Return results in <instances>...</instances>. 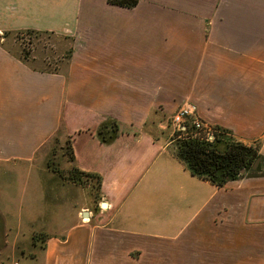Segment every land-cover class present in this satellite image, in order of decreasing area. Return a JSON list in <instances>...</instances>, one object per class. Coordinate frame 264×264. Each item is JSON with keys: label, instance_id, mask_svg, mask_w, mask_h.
<instances>
[{"label": "crops", "instance_id": "crops-1", "mask_svg": "<svg viewBox=\"0 0 264 264\" xmlns=\"http://www.w3.org/2000/svg\"><path fill=\"white\" fill-rule=\"evenodd\" d=\"M26 29L71 38L65 65L25 61ZM185 101L264 158V0H0V163L63 134L107 203L37 264H264V171L193 175L165 120Z\"/></svg>", "mask_w": 264, "mask_h": 264}, {"label": "rangeland", "instance_id": "rangeland-1", "mask_svg": "<svg viewBox=\"0 0 264 264\" xmlns=\"http://www.w3.org/2000/svg\"><path fill=\"white\" fill-rule=\"evenodd\" d=\"M9 39L17 43L15 49L22 58L29 61H34L35 56L45 58L49 68L65 65L73 43L71 38L47 34L12 35ZM172 116L165 118L171 138L175 135H179V141L188 136L206 138L194 128L189 133H179L172 124ZM223 137L236 140L231 134ZM218 144L223 147V142ZM70 147L69 137L58 134L33 160L0 163V264H37L35 260L47 238L62 236L76 221L82 207H99L98 179L75 170ZM262 170L259 165L242 175Z\"/></svg>", "mask_w": 264, "mask_h": 264}, {"label": "trees", "instance_id": "trees-1", "mask_svg": "<svg viewBox=\"0 0 264 264\" xmlns=\"http://www.w3.org/2000/svg\"><path fill=\"white\" fill-rule=\"evenodd\" d=\"M109 2L130 7L134 6L138 0H109ZM22 34L52 35L50 32L33 29L4 33L7 38H10L12 35L19 37ZM23 47L24 46L22 45V51L24 52L26 49ZM23 59L25 61L27 60L25 57ZM55 68L56 67L51 69ZM192 128H194L193 125L189 124L187 125L186 131L182 132L189 133ZM178 132L180 133L181 130ZM225 134H230V132L226 128L216 127L214 138L212 140L207 139L204 136H201V138L188 136V139L179 141V135H175V138H178L175 140L177 154L185 162L186 167L191 173L200 178L210 180L219 186L242 176V170L244 169L247 171L248 169H251L256 159L261 156L258 145H247L240 141L227 140L223 137ZM219 142H223V147L218 144ZM70 149L71 158L74 160L72 148L70 147ZM75 170L81 174L95 176L98 179L100 189L101 176L99 174L84 172L77 167H75Z\"/></svg>", "mask_w": 264, "mask_h": 264}, {"label": "built area", "instance_id": "built-area-1", "mask_svg": "<svg viewBox=\"0 0 264 264\" xmlns=\"http://www.w3.org/2000/svg\"><path fill=\"white\" fill-rule=\"evenodd\" d=\"M172 124L181 131H185L187 125L192 124L195 132L204 133L206 138L210 140L214 138L212 127L197 115L196 105L191 101H185L173 114Z\"/></svg>", "mask_w": 264, "mask_h": 264}, {"label": "water", "instance_id": "water-1", "mask_svg": "<svg viewBox=\"0 0 264 264\" xmlns=\"http://www.w3.org/2000/svg\"><path fill=\"white\" fill-rule=\"evenodd\" d=\"M263 161H264V158H263L262 156L258 157V158L256 159V161L254 162V164H253V166H252V169H253V170L257 169V167H258L259 165H261ZM244 171H245V170L243 169L242 172H244ZM101 205H102L103 207H105V206H107V203H106V202H102ZM88 215H89V211L86 210V211L83 212V217H87Z\"/></svg>", "mask_w": 264, "mask_h": 264}, {"label": "flooded vegetation", "instance_id": "flooded-vegetation-1", "mask_svg": "<svg viewBox=\"0 0 264 264\" xmlns=\"http://www.w3.org/2000/svg\"><path fill=\"white\" fill-rule=\"evenodd\" d=\"M261 166H263V165H261ZM260 168V167H259Z\"/></svg>", "mask_w": 264, "mask_h": 264}]
</instances>
